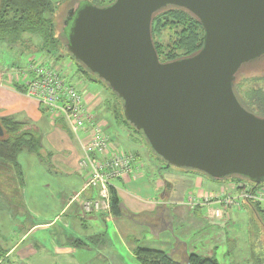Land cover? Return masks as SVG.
I'll use <instances>...</instances> for the list:
<instances>
[{
	"label": "water",
	"instance_id": "1",
	"mask_svg": "<svg viewBox=\"0 0 264 264\" xmlns=\"http://www.w3.org/2000/svg\"><path fill=\"white\" fill-rule=\"evenodd\" d=\"M168 5L197 18L203 42L163 62L151 22ZM62 34L69 54L116 93L124 118L168 165L264 182V117L234 91L241 67L264 58V0H79Z\"/></svg>",
	"mask_w": 264,
	"mask_h": 264
},
{
	"label": "crops",
	"instance_id": "2",
	"mask_svg": "<svg viewBox=\"0 0 264 264\" xmlns=\"http://www.w3.org/2000/svg\"><path fill=\"white\" fill-rule=\"evenodd\" d=\"M40 46V38L27 33L16 44L0 41V125L5 118L24 123L37 130L41 145L40 155L27 149L17 155L26 211L18 216L16 226L8 227L6 237L0 236V264L3 259L15 264H95L99 259L106 264H136L134 252L139 248L167 252L182 262L188 254L216 258V250L229 244L239 261L252 264V249L241 251L245 246L236 245L232 235L234 225L244 221L247 214L258 217L255 208L248 203L232 210L215 202L198 203L211 193H235L236 183L218 180V188L202 173L164 165L151 158L146 149L148 161L138 157V152L124 150L106 131L110 121L100 113L103 98L97 89H87L85 100L90 110L104 125L111 145L138 154L141 165L137 172L114 182L122 208L132 217L114 216L110 211H83L82 200L94 196L95 191L82 192L87 169L81 141L71 134L64 119H52L37 100L25 93L24 79L19 74L32 58L47 56ZM117 125L129 136L135 134L124 124ZM27 165L35 172L31 204L24 192ZM0 167L12 165L0 161ZM55 168L62 170V176L56 174ZM60 177L65 178L62 187L56 180ZM50 199L53 203H44ZM215 209L220 210L219 216L214 214ZM27 214L37 217V221H30ZM225 254L229 256L230 249ZM229 263L233 264H221Z\"/></svg>",
	"mask_w": 264,
	"mask_h": 264
},
{
	"label": "trees",
	"instance_id": "3",
	"mask_svg": "<svg viewBox=\"0 0 264 264\" xmlns=\"http://www.w3.org/2000/svg\"><path fill=\"white\" fill-rule=\"evenodd\" d=\"M112 1L113 0H111V2ZM96 2H98V0H93L92 3L95 4ZM56 10L57 3L53 0H0V41L16 44L22 41V35L25 33L29 35H37L40 38V50H42V52H44L47 56L57 59V57L61 56V50L64 51L66 47L65 43H63L60 37H58V33L56 31V23L53 17ZM162 14H164L165 20L175 31V41L173 43L174 50H170L169 52L163 51V49H161V45L156 43L153 38L154 34L158 32ZM151 36L158 57L160 61L164 62L189 56L197 52L202 46L203 29L197 18L187 10L173 5H168L158 10L153 15L151 22ZM161 56L164 57L163 60L160 58ZM81 66L83 65L81 64ZM83 68L85 69V71L82 70L83 72L89 73L84 66ZM97 81L103 82L100 79ZM109 90L118 102V106H110V108L112 107L113 114H115V118H113L117 121V123L124 124L133 130L137 136H142L145 139L142 132L138 131L124 118L121 100L110 88ZM249 98L251 99L250 96ZM239 101L246 109L250 110L241 100ZM108 102L110 101L105 102V106L107 108H109L110 105ZM257 115L264 117V114ZM97 119H99L98 116ZM1 127L3 128L4 134L0 137V161L11 164L12 167L17 169L16 158L19 152L23 149H27L37 155L41 154L40 136L36 129L27 127L24 123H19L6 118L1 120ZM104 133L108 136L110 141V136L105 131ZM150 150L157 160L161 159L164 161L161 157L156 155L151 148ZM132 154L136 157L138 155L135 153ZM228 178L234 177L231 176ZM228 178H224L222 180ZM236 178H240V176H236ZM252 183L254 185L259 184L255 182ZM248 204L255 208L258 215L261 214L264 216V207L253 202H249ZM110 212L114 216L132 217V215L122 208L113 186L110 187ZM257 254L258 253L254 250H251V263L264 264V258L260 255L256 256ZM134 257L136 264H221L214 257H203L196 254H188L181 262L174 259L170 253L140 248L135 250ZM3 260L2 264H15L13 261L5 259L6 261L3 262Z\"/></svg>",
	"mask_w": 264,
	"mask_h": 264
},
{
	"label": "rangeland",
	"instance_id": "4",
	"mask_svg": "<svg viewBox=\"0 0 264 264\" xmlns=\"http://www.w3.org/2000/svg\"><path fill=\"white\" fill-rule=\"evenodd\" d=\"M57 3V10L55 11L53 17L54 21L56 23V31L58 33V37H60L61 41L65 43L63 37H62V27H63V21L66 17V13L70 8H73L76 6V3L79 0H53ZM93 2V0H91ZM111 2V0H98L95 4L99 6H105L108 5ZM163 12V11H162ZM154 41L161 45V49L163 51L169 52L170 50H174L173 43L175 41V31L172 26L168 24V22L165 20L164 14H162V19L159 23V29L158 32L154 34ZM36 60H41L44 63L58 67L62 75L64 76L65 80L68 83H71L73 86H75L80 92L87 93L88 90H95L97 89L100 91V94L103 98L101 104L102 107L100 109V113L106 118L109 119L110 125L108 127L107 132L112 136L113 139H117L118 142L122 144V147L125 148L124 150H131L134 152H138L141 159L146 160L147 155L145 152L148 151V154L150 157H155L152 151L150 150L147 142L145 139L141 136H137L136 134L128 135L124 128H120L117 125V121L114 119L115 114L112 112V107L110 106H118V102L114 96H112L108 86L101 82L97 81L98 79L92 75L91 73L83 72L85 69L81 64L76 61L69 52L65 49L64 51L61 50V56L57 57L55 59L54 57H48L45 56V58L38 59L40 57H35ZM162 60L164 59L163 56L160 57ZM83 70V71H82ZM95 79V80H94ZM234 90L237 94L239 100H241L247 108H249L253 113L255 114H264V58L253 61L250 63L245 64L241 67V69L236 74V79L234 82ZM251 97V99L249 98ZM108 102L109 108L105 106V102ZM99 113V114H100ZM100 114V116H101ZM114 117V118H113ZM104 126V125H103ZM118 132V134H117ZM139 135V134H138ZM144 147V148H143ZM161 163L164 165H167L165 161H162L159 159ZM148 161V159L146 160ZM27 169L24 171V177L26 179V183L24 185V192L25 195H27V198H29V204H31L30 199L32 194V188L35 186L33 182H35L32 177L34 176L35 172L34 169H30L31 166L27 165ZM58 173H56L59 176L61 174V171L57 168L54 169ZM198 173H202L199 171H196ZM205 175L212 184L215 187L219 186V182L216 179H213L206 175L205 173H202ZM19 170L14 167L9 168H1L0 167V236L6 237L7 236V230L8 227L13 226L18 223V216H21L22 213L25 210L26 207H24L21 197V178H20ZM11 176L12 178H10ZM234 178H228V181L243 184L248 183L251 184V181L240 177L236 178V176H233ZM61 179L57 178L56 180L59 182V186L62 187V183L65 181L64 177H60ZM239 180V181H238ZM61 184V185H60ZM219 188V187H218ZM218 188H215L216 190ZM49 202L53 203V200H44V203ZM33 204V203H32ZM245 208L247 209V204H244ZM244 208V209H245ZM236 209L232 207L230 210ZM249 209V207H248ZM8 212V216H6V213ZM26 218H28L32 222L37 221V217H31L30 215H26ZM62 219V218H61ZM59 219L58 223L62 224L63 221ZM26 224V223H25ZM235 233L232 235L235 237L236 245L238 244L239 247L243 248L245 246L244 251L247 252V249H252L256 253H258L256 256H261L264 258V216L261 214L258 215V217H253L251 214H247V216L244 217V221L237 222L234 225ZM64 229L67 230L66 227L63 226ZM227 249L231 251V254L228 256L227 254L223 255L227 251ZM237 253V252H236ZM236 253L232 251V246H224L219 247L216 250V258L219 260V262L227 263L233 262V264H244V262L239 261L237 259ZM236 260H238L241 263H238ZM237 262V263H236ZM95 264H106V261L98 260V263ZM231 264V263H229Z\"/></svg>",
	"mask_w": 264,
	"mask_h": 264
},
{
	"label": "built area",
	"instance_id": "5",
	"mask_svg": "<svg viewBox=\"0 0 264 264\" xmlns=\"http://www.w3.org/2000/svg\"><path fill=\"white\" fill-rule=\"evenodd\" d=\"M39 59V58H38ZM24 79L25 93L42 105L52 119L66 121L71 134L77 136L86 155L84 162L87 179L82 192L95 191V195L82 200L86 214L110 211V187L114 182L137 172L141 162L129 152L112 146L103 131L102 122L92 112L85 100L86 91L80 92L68 83L58 67L32 58L26 69L19 73ZM30 75V77H28ZM236 192L211 193L198 203L215 202L224 209L240 208L242 203H258L264 207V182L254 185L235 184ZM214 214H221L219 209ZM11 264V263H8Z\"/></svg>",
	"mask_w": 264,
	"mask_h": 264
},
{
	"label": "flooded vegetation",
	"instance_id": "6",
	"mask_svg": "<svg viewBox=\"0 0 264 264\" xmlns=\"http://www.w3.org/2000/svg\"><path fill=\"white\" fill-rule=\"evenodd\" d=\"M250 111V110H249Z\"/></svg>",
	"mask_w": 264,
	"mask_h": 264
}]
</instances>
